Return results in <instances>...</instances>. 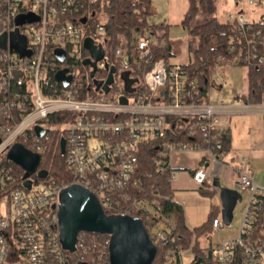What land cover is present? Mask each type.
<instances>
[{"label":"built area","instance_id":"1","mask_svg":"<svg viewBox=\"0 0 264 264\" xmlns=\"http://www.w3.org/2000/svg\"><path fill=\"white\" fill-rule=\"evenodd\" d=\"M104 1L0 0V35L6 36V49H0V264H109L108 239L86 260L77 256L87 251L82 236H77L74 251L64 249L58 226L62 189L72 184L84 187L109 215H157L156 198L134 195L133 174L142 145L165 149L159 156L167 157L171 183L173 151H203L216 163L215 144L225 130V119L241 113L264 117V94L257 102L249 100V92L234 93L229 103L192 100L197 77L187 75L186 63L153 61L155 42L146 27L135 33L129 47L117 45L108 55L102 41ZM232 2L222 20L234 31L227 48L233 55L230 66L241 67L248 79L251 66L264 72V0ZM20 15H31L33 21L17 24ZM14 31L24 38L28 55L10 49ZM87 37L102 47L101 59L94 61L83 48ZM57 50L64 52L63 60ZM84 59L95 62L92 76ZM111 67L113 82L105 92L102 86ZM126 80L131 82L130 93L125 92ZM35 126L44 129L43 136L35 133ZM52 133L64 139L71 181L65 186L34 184L31 178L26 189L3 160L19 139L30 151L41 153ZM246 162L242 159L236 180V190L247 195L238 235L211 244L214 264H264V188L245 170ZM221 224L214 218L212 230ZM171 231V225L163 224L146 232L154 243H169L174 240ZM174 256L178 264L193 260L190 247L165 253L167 260Z\"/></svg>","mask_w":264,"mask_h":264},{"label":"trees","instance_id":"2","mask_svg":"<svg viewBox=\"0 0 264 264\" xmlns=\"http://www.w3.org/2000/svg\"><path fill=\"white\" fill-rule=\"evenodd\" d=\"M187 1L188 8L180 22L188 31V62L184 68L189 77L196 76L198 79L197 89L190 91L192 100L208 102L210 83L216 69L231 64L233 55L227 48L234 31L231 25L223 23L215 15L216 0ZM102 10L105 18L102 41L108 55L113 54L117 45L129 47L135 33L140 28L146 27L155 42L151 47V59L154 61L162 58L167 63L173 56L172 42L168 39L170 25L148 23V18L155 14L151 0H105ZM198 13L203 21L190 25ZM218 56L222 58V62L216 61ZM248 84L249 100L251 102L259 101L264 94V72L251 66ZM218 140L219 142L215 144L216 154L226 151L228 147L229 134L227 130L222 132ZM19 142L27 147V143L23 139H19ZM59 143L57 135L52 133L49 140L43 144V150L39 153L38 171H46V176L41 179L36 173L32 174L31 178L34 184L54 182L57 185L65 186L70 183L71 174L65 164ZM156 147L157 145L150 143L141 146L133 178L137 180V190H134L136 197L142 196L148 200L152 197L157 199V206L154 207L157 215L150 217H143L137 213L132 215L142 220L146 231H149L152 225L158 227H162L163 224L171 225V235L174 240L169 243L155 242L156 255L151 264H178L176 256L170 260L165 258L166 251L189 247L193 254V260L189 264H214L211 244L201 247L199 240L212 233L211 223L217 215L216 207L211 206L204 223L193 229H188L182 207L172 199V189L168 181L167 157L159 156V153H165V149L156 150ZM3 164L12 168L16 182L21 183L23 175L21 168L8 159H4ZM153 192L156 193V197L151 194ZM201 193L206 196L212 195V191L208 189L201 190ZM78 236H82L87 241L85 243L87 251L77 254V256H83V260L96 255L108 239V236L96 233L80 232Z\"/></svg>","mask_w":264,"mask_h":264},{"label":"water","instance_id":"3","mask_svg":"<svg viewBox=\"0 0 264 264\" xmlns=\"http://www.w3.org/2000/svg\"><path fill=\"white\" fill-rule=\"evenodd\" d=\"M33 21L31 15L18 16L17 24ZM18 38V41L15 39ZM5 34L0 35V49H6ZM83 48L86 49L90 57L96 61L103 57L102 47H96L92 39L87 37L83 40ZM10 49L19 55H28L24 49V38L20 37L17 31L11 34ZM60 60L64 58L62 50L56 51ZM84 59L83 65L92 67L90 75L95 72V62ZM114 68H110L105 84L102 89L107 92L108 85L113 82L112 74ZM130 81H125V92L130 93ZM96 86L100 81H94ZM121 102H126L121 98ZM35 133L41 137L44 129L39 126L34 127ZM60 151L64 153V139L60 140ZM6 158L21 168L23 171L22 185L30 189L31 175L36 173L43 179L46 171H38L40 155L27 149L19 142L14 143L6 154ZM212 185L218 189L220 200V216L224 224H229L232 219V212L236 203L240 200V195L236 190L220 187L218 181ZM58 226L61 243L67 251H74L77 236L80 232L96 233L108 236V261L109 264H151L156 255V245L146 232L143 222L138 217L128 215L106 214L98 202L97 198L89 190L78 184H72L60 192V202L58 210Z\"/></svg>","mask_w":264,"mask_h":264},{"label":"crops","instance_id":"4","mask_svg":"<svg viewBox=\"0 0 264 264\" xmlns=\"http://www.w3.org/2000/svg\"><path fill=\"white\" fill-rule=\"evenodd\" d=\"M151 2L155 7L169 4V0H151ZM184 14L181 16L180 21H182ZM155 17L158 18L157 21ZM165 18L168 19V13H164L161 16L154 14L148 18V23L171 25V22L161 20ZM172 55L169 58L170 63H187V41L179 45L172 44ZM242 75L243 85L240 88L241 91H237L236 88H227L224 91L223 100L220 102H231L233 94L236 92H249L248 79L244 70L242 71ZM221 87V85H216L212 79L209 96L213 89L219 90ZM209 102L213 101L209 100ZM223 127L229 134V142L226 151L216 155L218 163L211 162L203 151H173L169 156L170 168L175 172V179L170 183L172 199L182 207L185 224L188 229H193L204 223L212 205L217 210L216 218L221 219L218 189L212 183L218 181L220 187L236 190L237 171L241 168L240 163L242 159H246L245 170L252 177L253 181L259 187L264 188V117L257 113H241L225 119ZM205 189L212 191V195L206 196L202 194L201 190ZM238 193L240 200L236 205L239 202L247 200L245 193ZM231 223L232 219L229 224L225 225L229 228ZM206 237L199 240L201 247L202 239ZM183 261L187 263L188 256H184Z\"/></svg>","mask_w":264,"mask_h":264},{"label":"rangeland","instance_id":"5","mask_svg":"<svg viewBox=\"0 0 264 264\" xmlns=\"http://www.w3.org/2000/svg\"><path fill=\"white\" fill-rule=\"evenodd\" d=\"M162 3V2H161ZM216 11L215 15L218 16L219 20H223V14L225 11L230 10L233 7L232 0H216ZM188 8L187 0H169V4L162 7H155V15L161 16L162 14L168 13V19L165 22H171L170 27L168 28V39L172 42L173 45H179L184 43L188 38L187 28L180 24L181 16H183L185 10ZM200 13L194 17L190 25H193L196 22H201L203 19L200 18ZM156 21L158 20L155 17ZM242 68L235 66H220L216 69L212 79L216 85H221L222 87L217 90L213 89L210 92L209 100L213 102H220L223 100L224 91L227 88L233 89L236 88L237 91H241L243 85L242 80ZM246 201L239 202L235 209L233 210V218L230 227L228 228L225 224H221V227L217 232H212L206 238L202 239V247H206L209 244H214L223 240L236 238L238 235V228L242 219L244 207ZM201 245V244H200Z\"/></svg>","mask_w":264,"mask_h":264}]
</instances>
